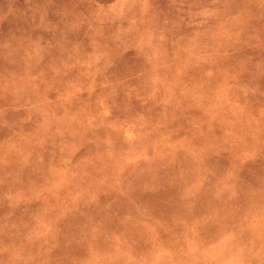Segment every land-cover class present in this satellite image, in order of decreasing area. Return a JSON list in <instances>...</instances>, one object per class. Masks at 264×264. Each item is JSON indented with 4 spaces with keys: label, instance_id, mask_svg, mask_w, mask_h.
I'll return each mask as SVG.
<instances>
[{
    "label": "rangeland",
    "instance_id": "1",
    "mask_svg": "<svg viewBox=\"0 0 264 264\" xmlns=\"http://www.w3.org/2000/svg\"><path fill=\"white\" fill-rule=\"evenodd\" d=\"M0 264H264V0H0Z\"/></svg>",
    "mask_w": 264,
    "mask_h": 264
}]
</instances>
